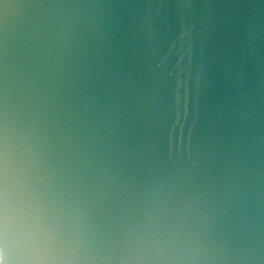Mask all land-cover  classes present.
Wrapping results in <instances>:
<instances>
[{"label": "water", "instance_id": "water-1", "mask_svg": "<svg viewBox=\"0 0 264 264\" xmlns=\"http://www.w3.org/2000/svg\"><path fill=\"white\" fill-rule=\"evenodd\" d=\"M29 223L57 264H264V0H0L5 264Z\"/></svg>", "mask_w": 264, "mask_h": 264}, {"label": "clouds", "instance_id": "clouds-1", "mask_svg": "<svg viewBox=\"0 0 264 264\" xmlns=\"http://www.w3.org/2000/svg\"><path fill=\"white\" fill-rule=\"evenodd\" d=\"M4 228L7 235L9 230V213L5 207ZM18 240V260L16 264H57L54 249L50 241L41 238L36 227L29 223L27 226L15 229ZM0 264H5L3 254H0Z\"/></svg>", "mask_w": 264, "mask_h": 264}]
</instances>
